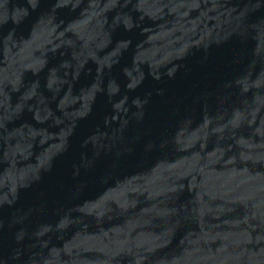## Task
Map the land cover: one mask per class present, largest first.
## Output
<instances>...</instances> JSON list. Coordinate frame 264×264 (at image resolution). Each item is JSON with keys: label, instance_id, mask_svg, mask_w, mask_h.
Returning a JSON list of instances; mask_svg holds the SVG:
<instances>
[{"label": "water", "instance_id": "obj_1", "mask_svg": "<svg viewBox=\"0 0 264 264\" xmlns=\"http://www.w3.org/2000/svg\"><path fill=\"white\" fill-rule=\"evenodd\" d=\"M0 264H264V0H0Z\"/></svg>", "mask_w": 264, "mask_h": 264}]
</instances>
